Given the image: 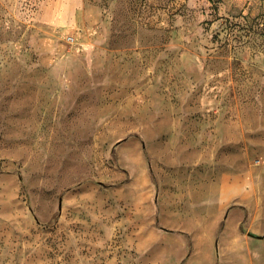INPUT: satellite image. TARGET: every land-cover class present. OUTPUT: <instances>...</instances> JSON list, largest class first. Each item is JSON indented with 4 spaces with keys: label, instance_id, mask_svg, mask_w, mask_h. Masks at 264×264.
<instances>
[{
    "label": "rangeland",
    "instance_id": "374dc122",
    "mask_svg": "<svg viewBox=\"0 0 264 264\" xmlns=\"http://www.w3.org/2000/svg\"><path fill=\"white\" fill-rule=\"evenodd\" d=\"M0 264H264V0H0Z\"/></svg>",
    "mask_w": 264,
    "mask_h": 264
},
{
    "label": "water",
    "instance_id": "95a60500",
    "mask_svg": "<svg viewBox=\"0 0 264 264\" xmlns=\"http://www.w3.org/2000/svg\"><path fill=\"white\" fill-rule=\"evenodd\" d=\"M258 238L262 239L263 237H258Z\"/></svg>",
    "mask_w": 264,
    "mask_h": 264
}]
</instances>
